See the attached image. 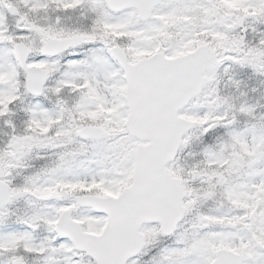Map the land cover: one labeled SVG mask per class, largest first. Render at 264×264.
I'll return each mask as SVG.
<instances>
[{
    "label": "snow or ice",
    "instance_id": "obj_1",
    "mask_svg": "<svg viewBox=\"0 0 264 264\" xmlns=\"http://www.w3.org/2000/svg\"><path fill=\"white\" fill-rule=\"evenodd\" d=\"M0 264H264V0H0Z\"/></svg>",
    "mask_w": 264,
    "mask_h": 264
}]
</instances>
